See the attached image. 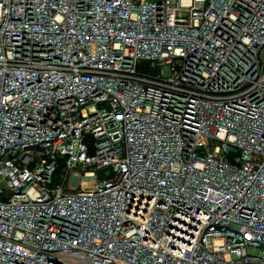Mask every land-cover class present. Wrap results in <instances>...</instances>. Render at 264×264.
Segmentation results:
<instances>
[{
  "label": "built area",
  "instance_id": "obj_1",
  "mask_svg": "<svg viewBox=\"0 0 264 264\" xmlns=\"http://www.w3.org/2000/svg\"><path fill=\"white\" fill-rule=\"evenodd\" d=\"M0 264H264V0H0Z\"/></svg>",
  "mask_w": 264,
  "mask_h": 264
},
{
  "label": "water",
  "instance_id": "obj_2",
  "mask_svg": "<svg viewBox=\"0 0 264 264\" xmlns=\"http://www.w3.org/2000/svg\"><path fill=\"white\" fill-rule=\"evenodd\" d=\"M102 173H103V171L98 172V176L101 177Z\"/></svg>",
  "mask_w": 264,
  "mask_h": 264
},
{
  "label": "rangeland",
  "instance_id": "obj_3",
  "mask_svg": "<svg viewBox=\"0 0 264 264\" xmlns=\"http://www.w3.org/2000/svg\"><path fill=\"white\" fill-rule=\"evenodd\" d=\"M249 252H252L251 250Z\"/></svg>",
  "mask_w": 264,
  "mask_h": 264
}]
</instances>
